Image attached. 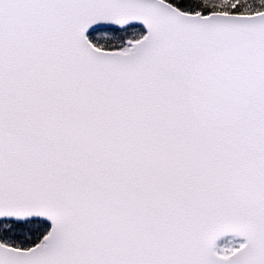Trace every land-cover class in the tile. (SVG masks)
Here are the masks:
<instances>
[{
  "label": "snow or ice",
  "instance_id": "snow-or-ice-1",
  "mask_svg": "<svg viewBox=\"0 0 264 264\" xmlns=\"http://www.w3.org/2000/svg\"><path fill=\"white\" fill-rule=\"evenodd\" d=\"M0 264H264V0H0Z\"/></svg>",
  "mask_w": 264,
  "mask_h": 264
}]
</instances>
